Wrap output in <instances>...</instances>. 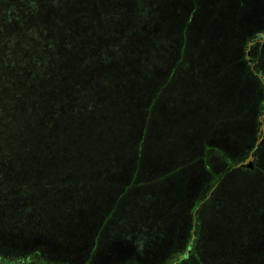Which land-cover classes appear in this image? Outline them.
<instances>
[{
  "label": "rangeland",
  "instance_id": "rangeland-1",
  "mask_svg": "<svg viewBox=\"0 0 264 264\" xmlns=\"http://www.w3.org/2000/svg\"><path fill=\"white\" fill-rule=\"evenodd\" d=\"M165 1H120L132 74L81 184L54 189L61 237L15 255L4 227L0 264H39V245L69 264H264V0Z\"/></svg>",
  "mask_w": 264,
  "mask_h": 264
},
{
  "label": "trees",
  "instance_id": "trees-1",
  "mask_svg": "<svg viewBox=\"0 0 264 264\" xmlns=\"http://www.w3.org/2000/svg\"><path fill=\"white\" fill-rule=\"evenodd\" d=\"M120 1L0 0V230L12 232L15 255L34 246L30 240L61 237L51 203L68 195L54 189L81 184L97 142L106 138L92 123H112L106 108L122 103L123 78L136 57L129 48L124 52L125 44L137 33L130 17L120 16ZM124 6L127 13L128 1ZM257 103L250 100V108L257 110ZM6 244L0 238L9 256ZM42 246L28 256L39 264L68 263Z\"/></svg>",
  "mask_w": 264,
  "mask_h": 264
}]
</instances>
